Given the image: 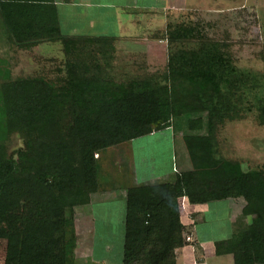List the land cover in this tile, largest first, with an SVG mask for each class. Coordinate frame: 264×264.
Instances as JSON below:
<instances>
[{
	"label": "trees",
	"instance_id": "1",
	"mask_svg": "<svg viewBox=\"0 0 264 264\" xmlns=\"http://www.w3.org/2000/svg\"><path fill=\"white\" fill-rule=\"evenodd\" d=\"M49 2L0 0V23L13 48L59 42L67 58L65 77L54 83L0 73L3 264H75L74 211L90 205L91 195L103 188L98 157L168 128L185 130L191 170L176 171L171 182L125 190L121 264H176L175 251L186 244L181 199L186 205L242 199L241 216L252 220L217 242L216 254L231 255L233 264H264V171H243L237 162L216 158L213 118L245 78L237 76L218 42L203 41L199 26H174L168 43L201 44L169 55L164 84L153 79L117 84L99 72L87 78L81 71L87 65L72 60L79 49L112 46L61 36L54 17L49 20ZM49 29L51 36L41 38ZM101 55L106 64L110 54ZM13 134L22 136L23 146L8 153Z\"/></svg>",
	"mask_w": 264,
	"mask_h": 264
},
{
	"label": "rangeland",
	"instance_id": "2",
	"mask_svg": "<svg viewBox=\"0 0 264 264\" xmlns=\"http://www.w3.org/2000/svg\"><path fill=\"white\" fill-rule=\"evenodd\" d=\"M239 5L240 0H222L216 4L217 22L220 23L217 26H209L208 22L216 20V16L210 17L208 9L211 10V7H208V2L205 6H201L202 10L209 14L208 16L202 11L199 17L201 25L199 27L204 35L203 41H217L219 49L223 56L230 60L229 65L235 69L237 76H245L239 84L233 86L228 103L216 112L212 121V134L216 158L237 162L243 171H264V55L262 51L264 33L253 18L256 13L252 12L251 8L255 6H250L249 21L245 26L240 23V16L236 11ZM157 19L158 23H155L154 26L138 21L136 39H140L142 42L140 45L138 43L136 47L120 46L102 50L101 47L84 45L76 54L77 57L72 60L80 65H87V70H81L82 73L84 72L83 76L87 78L99 72L103 79L111 80L117 84L126 83L132 79H153L164 84L169 55L180 50L196 48L197 44H201V42L195 40L192 43L184 44L168 43L167 32L174 26L166 28L160 17ZM11 51H13L12 55ZM8 52L6 57L0 53V57L8 59L9 64L7 65L12 79L42 77L54 83L65 77L67 58L63 51L45 58L21 54L11 47ZM103 52L110 54L106 64L103 62L106 57L101 55ZM96 65L101 67V70H97ZM192 118H196V116H192ZM182 134L175 133L171 128H168L158 132V136L162 139L160 142L148 143L150 139L148 136L138 138L132 143L135 154L131 152L132 145L130 143L105 151L97 159L99 162L98 181L103 187L102 189L114 187L125 191L134 184L171 182L174 177L169 151L171 144H175L176 153L180 152L183 156L181 162L185 164V168H179L178 171L191 170L192 166L183 146ZM22 146L23 138L18 134L11 135L6 143L8 153H12ZM149 153L155 155L154 168L151 160L138 159V154H147L146 158H149ZM131 155L135 156L136 181L130 175ZM102 189L91 195V202L104 197ZM186 204L184 199L180 200L183 215ZM83 208H76L75 215H78ZM114 209L116 221L112 225L114 237L111 241L116 244L120 228V224L117 223L120 216L118 203L115 204ZM244 220L242 219V223L246 224ZM5 247L6 241L0 240V264L4 262ZM74 262L76 263L75 255Z\"/></svg>",
	"mask_w": 264,
	"mask_h": 264
},
{
	"label": "crops",
	"instance_id": "3",
	"mask_svg": "<svg viewBox=\"0 0 264 264\" xmlns=\"http://www.w3.org/2000/svg\"><path fill=\"white\" fill-rule=\"evenodd\" d=\"M48 6L49 20L54 17L55 24L61 36L72 39H92L100 44L108 43L112 47H136L142 42L137 38L139 23L154 26L158 23V17L164 26H201L199 22L201 6L208 2L210 17L216 16V4L222 0H50ZM227 1V0H225ZM214 6V7H213ZM255 12L253 17L257 26L264 33V0H240L236 9L240 16V23L248 25L250 11ZM213 7V8H212ZM207 13V12H202ZM207 13V14H208ZM208 14V16H209ZM232 15V13L230 12ZM227 19V16L225 17ZM209 26H217L216 20L208 22ZM215 24V25H214ZM55 26V25H54ZM51 29V24L49 25ZM50 29L43 30L41 38L51 36ZM55 35V34H54ZM53 35V36H54ZM145 44V42H144ZM146 46V44H145ZM264 46V44H263ZM11 45L7 30L0 26V53L6 57ZM59 50H58V49ZM59 42L42 41L29 50H16L21 54L35 55L37 57H51L62 52ZM54 50V51H53ZM58 50V51H56ZM13 54V51L10 52ZM8 59L0 57V73L10 70ZM148 143L160 142L162 139L158 132L148 135ZM133 141L130 142L131 152L134 153ZM170 161L173 163V173L179 168H185L181 161L183 156L177 154L176 145L171 144ZM135 154V153H134ZM138 154V159L151 160L152 167L155 164V155L149 153ZM180 155V158H178ZM135 156L131 155L129 162L130 175L134 181L136 172ZM120 175V173H117ZM138 185V184H134ZM118 191V192H117ZM118 203L120 216L117 223L120 224L118 242L114 237L113 227L114 208ZM125 206V191L117 188H106L104 197L90 202L78 215H75L74 226L77 238L74 251L75 264H121L123 244V219ZM184 215L181 211V220L184 223V238L186 244L175 251L176 264H233L231 255L216 254L215 244L226 241L241 232L247 226L252 217L242 218L244 207L242 199L212 202L203 205H184ZM185 209V208H184ZM181 210V209H180ZM245 219L246 224L242 223ZM245 225V226H244Z\"/></svg>",
	"mask_w": 264,
	"mask_h": 264
}]
</instances>
